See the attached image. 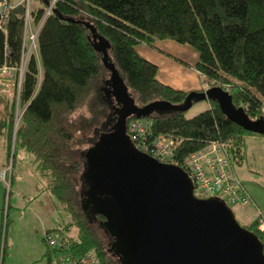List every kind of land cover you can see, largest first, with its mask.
<instances>
[{
  "label": "trees",
  "instance_id": "16d2710c",
  "mask_svg": "<svg viewBox=\"0 0 264 264\" xmlns=\"http://www.w3.org/2000/svg\"><path fill=\"white\" fill-rule=\"evenodd\" d=\"M31 2L35 23L43 20L47 9L52 3L54 5L38 33V55L32 53L29 57L19 99L23 113L15 135L17 93L0 94V134L5 138L7 155L3 169L10 167L13 153L10 175L13 185L16 155L19 151H28L36 169L47 177L49 192L70 214L61 226L47 229L45 233L57 231L68 236V250L76 256L93 250L102 264H123L109 250L114 237L110 235L107 241L102 233V222L107 217L98 213L91 218L84 209L89 194L87 190H80V176L88 159L79 156L76 149L71 117L93 100L100 103L99 84L104 76L110 77L104 55L94 44L93 35L97 33L109 42L110 62L139 106L145 107L159 100L182 105L187 99L188 92L164 84L158 78V66L136 51V46L141 44L172 40L198 51L197 70L207 89L229 87L234 106L243 107L249 117L258 120L264 117V0ZM24 9L21 5L10 13L7 34L0 30V62L6 61L7 51L10 52V65H18L21 60ZM208 102L209 108L191 118L187 117L189 111L155 112L138 119L130 116L127 133H132L133 122L150 121L147 142L161 136L173 139L177 145L172 160L184 171L188 157L217 140L227 144L231 161L235 166H241L246 162V137L259 134L247 131L226 117L216 100ZM117 119L115 109L104 122L106 132L112 131ZM195 196L208 198L198 192ZM92 220L99 223L98 227ZM257 224L254 219L241 226L263 241ZM7 229H2V238ZM75 229L77 233L73 235ZM45 233L40 260L54 264L55 254L63 249L52 247ZM3 250L1 256L0 245V264L6 263L5 246Z\"/></svg>",
  "mask_w": 264,
  "mask_h": 264
},
{
  "label": "water",
  "instance_id": "95a60500",
  "mask_svg": "<svg viewBox=\"0 0 264 264\" xmlns=\"http://www.w3.org/2000/svg\"><path fill=\"white\" fill-rule=\"evenodd\" d=\"M93 41L102 54L110 48L97 33ZM105 66L111 72L107 95L120 106L112 131L87 152L84 209L94 205L92 215L107 217L103 227L114 237L109 250L123 264H264L263 241L241 226L232 207L215 196L196 197L186 171L138 150L127 133L130 116L189 111L204 100H216L226 117L259 135L264 134V117H249L220 86L190 92L182 105L159 100L141 107L110 60Z\"/></svg>",
  "mask_w": 264,
  "mask_h": 264
},
{
  "label": "rangeland",
  "instance_id": "374dc122",
  "mask_svg": "<svg viewBox=\"0 0 264 264\" xmlns=\"http://www.w3.org/2000/svg\"><path fill=\"white\" fill-rule=\"evenodd\" d=\"M103 55L107 57V60L105 59L107 64V61L110 60L108 51L106 50V52H103ZM105 80L107 81L105 82ZM108 80H110L109 75L104 76L103 82H100L99 84L101 92L100 103L98 104L96 100H93L87 106L76 111L71 117L76 135V149L79 152V156L86 161L88 159V150L94 146V142L98 141L101 138V135L106 132L104 122L107 121L108 116L111 113H115V109L120 106L118 105L119 103L117 100H115V96L107 95V90H109L107 84ZM207 106V100L195 103L193 108L189 110L187 117L191 118L194 117V115L205 111V109L208 108ZM14 126L15 135V131L18 129V121L16 118ZM6 159V152L3 151L0 146V166L2 163L4 164L5 161L7 162ZM10 160V166H12L14 161L13 153ZM15 160L14 184L12 185V183L9 184L8 182H3L6 196L3 202L4 220L2 228H4L5 231L7 228L8 229L6 236H4L6 239L4 237L2 238L1 256H3V248L5 246V264H32L34 260H38L43 254L44 248L42 235L45 233L47 227L48 229H51L55 226H61V224L69 219L70 214L67 213L64 205L56 201L55 196H51L48 190L49 181L47 180V177L42 175L40 170L38 171L36 166L33 165L34 158L28 151H19ZM249 166L250 167H248V164L246 163L243 166L236 165V168L238 171L243 168L242 170H246V172L252 170L259 172V174L254 173L257 177L259 176V178L264 175V164L262 162L259 163L258 168H255L254 163H252V166ZM83 168L82 176H80L82 179L80 190L82 192L83 190H87V186L85 185L86 179L83 176L86 168L85 166H83ZM260 168L263 171H261ZM240 178L246 183V174H240ZM246 184L248 185V183ZM20 198L23 201L21 204ZM8 204L11 205L10 208ZM93 208L94 205H88L87 211L91 218L94 219L95 217L91 213ZM233 210L236 218L242 225L250 223L256 218L255 206H234ZM92 221V224L98 227L99 223H95L94 220ZM76 230L77 229L73 231V235L77 233ZM102 233L106 235L105 238L108 241L111 234H109L104 227H102ZM261 233L264 240V233L262 231ZM41 263L42 262H38L36 264Z\"/></svg>",
  "mask_w": 264,
  "mask_h": 264
},
{
  "label": "built area",
  "instance_id": "2783aa9c",
  "mask_svg": "<svg viewBox=\"0 0 264 264\" xmlns=\"http://www.w3.org/2000/svg\"><path fill=\"white\" fill-rule=\"evenodd\" d=\"M55 2V0H54ZM31 0H0V30L5 34L8 33V22L10 13L16 8L24 5V33H23V53L18 65H10V52L7 51L5 62H0V94H14L17 93V108L16 120L22 116L23 111L20 109L19 99L20 90L23 84L25 71L29 63V57L33 53L38 55V33L43 26L46 16L51 14L52 5L47 9L46 15L39 23H35L32 14ZM229 87L224 89L229 92ZM262 111L264 112V102L262 103ZM151 122L148 120H138L133 122L131 126V140L138 150L153 156L161 163L176 164L172 160L173 149L177 143L166 136H161L151 143L147 142L150 135ZM186 172L190 175L195 192L203 194L207 197L215 196L225 201L229 207H242L253 205L256 209V219L258 221V228L264 233V212L255 204L254 199L249 194L246 184L239 178L236 173L235 165L231 161L230 153L227 144L221 140L213 141L207 145L203 150L196 152L186 159ZM12 166L1 170V178L11 184ZM48 243L52 247L63 249L54 256V264H102L100 257L90 250L85 255H75L69 248L70 239L65 234L53 231L52 233H45ZM264 243V240H263Z\"/></svg>",
  "mask_w": 264,
  "mask_h": 264
},
{
  "label": "crops",
  "instance_id": "0c3cea01",
  "mask_svg": "<svg viewBox=\"0 0 264 264\" xmlns=\"http://www.w3.org/2000/svg\"><path fill=\"white\" fill-rule=\"evenodd\" d=\"M136 51L143 58L150 60L158 66V78L166 85L172 86L177 90H183L185 92L193 91H204L207 89L201 74L197 70V64L199 59V53L194 49V47L186 44H178L175 41H157L153 45L141 44L136 46ZM209 108V102L208 106ZM261 136V137H260ZM0 146L3 151L5 149V138L0 134ZM251 146V147H250ZM246 162L252 166L255 164V168H258L260 162L264 164V134L255 135L250 134L246 137ZM5 154V153H4ZM6 162V161H5ZM35 162L33 161V165ZM242 164V166L244 165ZM5 163L0 166L2 170ZM240 169L237 170L235 166L236 173L240 178V174H246V183L249 194L254 199L256 205H258L264 212V175L259 178L255 174H259L256 171H247ZM261 169V168H260ZM261 171H263L261 169ZM264 172V171H263ZM255 173V174H254ZM241 179V178H240ZM4 181L0 176V245L2 241V223H3V202L5 200V188L3 185ZM244 182V180H243ZM3 185V186H2ZM38 188V187H37ZM36 188V189H37ZM51 194V193H50ZM52 196V195H51ZM50 197V196H49ZM52 198V197H51ZM50 198V199H51ZM21 202H23L20 198ZM24 204V203H23ZM253 206V205H252ZM256 219V218H254ZM254 221V220H253ZM48 229V227H47ZM46 229V230H47ZM44 252V251H43ZM42 256V255H41ZM41 258V257H40ZM34 260L32 264L42 262L41 264H46L45 261Z\"/></svg>",
  "mask_w": 264,
  "mask_h": 264
},
{
  "label": "flooded vegetation",
  "instance_id": "af4514ba",
  "mask_svg": "<svg viewBox=\"0 0 264 264\" xmlns=\"http://www.w3.org/2000/svg\"><path fill=\"white\" fill-rule=\"evenodd\" d=\"M85 185L87 186V184L85 183ZM91 202V201H90ZM93 212V211H92ZM98 214V213H97ZM97 216V215H96Z\"/></svg>",
  "mask_w": 264,
  "mask_h": 264
}]
</instances>
